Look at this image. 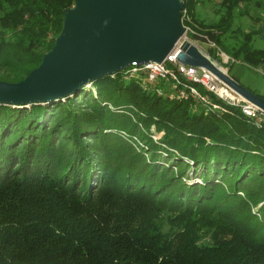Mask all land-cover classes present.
I'll return each mask as SVG.
<instances>
[{
    "label": "trees",
    "instance_id": "16d2710c",
    "mask_svg": "<svg viewBox=\"0 0 264 264\" xmlns=\"http://www.w3.org/2000/svg\"><path fill=\"white\" fill-rule=\"evenodd\" d=\"M203 1L183 0L181 18ZM263 1L218 0L203 39L264 68L263 29L232 28ZM73 3L0 0V80L39 65ZM91 85L65 101L0 104V264H264V129L238 108L172 98L168 81L146 86L141 72Z\"/></svg>",
    "mask_w": 264,
    "mask_h": 264
},
{
    "label": "water",
    "instance_id": "95a60500",
    "mask_svg": "<svg viewBox=\"0 0 264 264\" xmlns=\"http://www.w3.org/2000/svg\"><path fill=\"white\" fill-rule=\"evenodd\" d=\"M182 8L183 0H74L39 65L17 82L0 80V104L51 103L132 64L162 62L185 32ZM176 59L211 72L264 112L263 98L240 85L195 45L181 42Z\"/></svg>",
    "mask_w": 264,
    "mask_h": 264
},
{
    "label": "rangeland",
    "instance_id": "374dc122",
    "mask_svg": "<svg viewBox=\"0 0 264 264\" xmlns=\"http://www.w3.org/2000/svg\"><path fill=\"white\" fill-rule=\"evenodd\" d=\"M218 0H204L201 4L196 5L194 8V19H191L186 12H183V17L181 18L182 25L185 27V32L177 46L183 41H188L192 45H195L203 54L210 57V59L216 63L218 67H220L223 71H225L229 76L230 74L234 77V79L245 87L249 88L251 91L264 95V68L263 67H250L239 65L230 59L225 53L219 50L214 43H211L208 39H203L205 37L204 30L209 27V24L216 22L219 17V10L217 3ZM241 10L244 9L243 4L239 7ZM200 22V26L199 23ZM232 28H239L243 32H247L249 28L252 29H263L259 34L255 35L257 39L254 42V46L257 48H264V1L260 3V6H256L254 2L248 4V14L241 15L237 17L233 24ZM196 36V37H194ZM231 34L226 33L222 40L224 42H228L230 40ZM175 47V48H176ZM212 49L216 50V53L211 52ZM211 53V54H210ZM217 56L216 58H212V56ZM236 63V64H235ZM230 71V72H228ZM230 73V74H229ZM218 79V78H217ZM219 80V79H218ZM220 81V80H219ZM221 82V81H220ZM240 84V85H241ZM86 91L94 92L91 84H88L85 87ZM169 91V89H168ZM174 93L173 90L171 89ZM79 93V92H78ZM94 94V93H93ZM71 95L69 97L75 96ZM241 96V95H240ZM245 99V98H244ZM66 98L61 101H65ZM222 105V104H221ZM30 105L19 106L13 108H29ZM161 136V133L153 135V139H158ZM90 140V137H87ZM186 174L189 179L187 181L192 182H200V178L198 177V172L193 171L192 167H188L186 169Z\"/></svg>",
    "mask_w": 264,
    "mask_h": 264
},
{
    "label": "built area",
    "instance_id": "2783aa9c",
    "mask_svg": "<svg viewBox=\"0 0 264 264\" xmlns=\"http://www.w3.org/2000/svg\"><path fill=\"white\" fill-rule=\"evenodd\" d=\"M177 52L178 47L160 63L132 64L123 72V77L129 78L141 72L145 76L146 86L147 84L153 86L161 80L168 81L174 92L170 93V97L191 98L196 103L202 102L208 110H215L219 113L224 111V106L238 108L256 128L264 129V112L261 109L220 82L211 72L179 63L176 59ZM198 87L207 91L217 102H211L206 96H202ZM157 92L161 94L160 90Z\"/></svg>",
    "mask_w": 264,
    "mask_h": 264
}]
</instances>
